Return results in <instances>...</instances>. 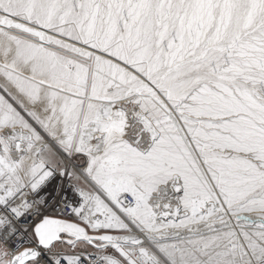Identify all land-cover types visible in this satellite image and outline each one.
Listing matches in <instances>:
<instances>
[{
  "label": "snow or ice",
  "instance_id": "snow-or-ice-1",
  "mask_svg": "<svg viewBox=\"0 0 264 264\" xmlns=\"http://www.w3.org/2000/svg\"><path fill=\"white\" fill-rule=\"evenodd\" d=\"M0 264H264V0H0Z\"/></svg>",
  "mask_w": 264,
  "mask_h": 264
}]
</instances>
